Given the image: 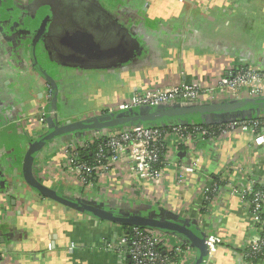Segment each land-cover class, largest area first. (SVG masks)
I'll list each match as a JSON object with an SVG mask.
<instances>
[{
    "label": "crops",
    "instance_id": "0c3cea01",
    "mask_svg": "<svg viewBox=\"0 0 264 264\" xmlns=\"http://www.w3.org/2000/svg\"><path fill=\"white\" fill-rule=\"evenodd\" d=\"M5 1L0 0V249L12 254L13 264H126L111 249L121 232L118 225L42 195L24 177L27 168L42 187L105 215L154 210L130 183V172L118 174L121 191L112 189L111 183L88 190L60 168L65 147L90 135L56 138L35 146L52 132L47 126L48 113H54L48 109L50 86L35 68L32 34L8 32L2 23ZM89 1L121 24L137 41V52L123 65L77 68L56 66L54 59H44L43 51L35 50L36 59L43 61L57 83V113L63 121L96 115L143 87L208 86L245 64L264 68V0ZM37 110L46 113L44 119L34 117ZM233 112L247 117L264 113L250 103ZM213 116L207 115L208 121ZM251 145L252 137L240 134L206 146L199 179L181 200L168 173L164 209L199 226L196 217L204 207L196 194L200 182L206 176L214 179L232 156ZM260 157L256 174L262 176L264 148ZM143 188L150 186L145 183ZM250 220L240 201L221 190L206 222L221 234L224 244L207 264H241Z\"/></svg>",
    "mask_w": 264,
    "mask_h": 264
},
{
    "label": "built area",
    "instance_id": "2783aa9c",
    "mask_svg": "<svg viewBox=\"0 0 264 264\" xmlns=\"http://www.w3.org/2000/svg\"><path fill=\"white\" fill-rule=\"evenodd\" d=\"M262 99L264 68L245 64L221 75L208 86L180 83L143 87L96 115H115L140 107L155 108L175 103L202 105ZM45 116L42 110L34 114L35 118L44 119ZM240 134L250 135L252 145L242 154L232 156L214 179L206 176L200 182L196 194L201 196V206L204 207L196 218L212 255L224 244V238L209 228L206 217L221 190L227 191L240 201L251 219L241 264H264V175L256 174L264 148V114L255 119L210 125L177 124L168 129L140 125L103 130L90 138L71 141L62 152L60 168L88 190L111 183L112 189L121 191L122 177L118 174L130 172V183L135 184L146 203L164 208L168 173L174 177L176 196L181 200L191 183L199 179L198 173L205 162L201 145L217 144ZM99 140L91 160H80L81 149L87 152ZM181 152H186L184 158L177 157ZM145 183L150 188H143ZM111 249H115L126 264H194L197 258V252L191 245L163 231L140 227L133 228L127 235L121 231ZM12 259V254L0 249V264H13Z\"/></svg>",
    "mask_w": 264,
    "mask_h": 264
},
{
    "label": "water",
    "instance_id": "95a60500",
    "mask_svg": "<svg viewBox=\"0 0 264 264\" xmlns=\"http://www.w3.org/2000/svg\"><path fill=\"white\" fill-rule=\"evenodd\" d=\"M35 0H30L28 11H32L31 2ZM96 5H94L91 1L85 0L81 5L71 6L67 11L62 12L63 16L59 15L56 8L53 5H49V9L44 14H34L32 15V23H29V27H37L36 28V36L34 42L32 44L33 48V56L35 68L39 75H41L49 84L51 88V95L53 96L52 102L49 105L48 109L54 111L53 114L48 113L47 117V126L52 130L50 135H47L41 142L36 143L35 146H39L41 143H46L56 138H63L65 136H74V135H84L90 134V137L94 132H101L103 130L122 128L127 125H143L147 126L153 123L165 122V124H174L177 125L182 123L183 120L186 123H194V124H218L224 123L228 121H233L237 119H255L258 116H250L246 115H237V112H233V110L242 104L250 103L251 105L263 104L262 102H258V100H242V101H228V102H220V103H210V104H202V105H184L181 103H175L167 106H159V107H140L139 110H130L126 112H121L118 114H107V115H96L89 119L82 120H66L63 121L61 115L57 113L58 111V86L53 77H51L48 72V68L45 65H41L37 58V52H35L37 48V43L39 41L43 42V48L45 52L48 54L55 53L57 56H51L50 58H55L54 62L56 66L63 65L61 61L72 60L80 62V60L75 59V57L70 58L68 56L63 57V53H59L58 48L61 46L63 48L71 50L73 54H79L86 59L98 58L101 55L99 60L106 59V56H110L123 53L124 48L120 46L112 47V45H108L107 39L102 35L103 29L96 28L88 22L90 19L87 14L97 15L96 17L101 18L100 21L103 23L104 27H107L111 30L112 34L117 36V39H120V44L123 39L124 41H128L129 49L133 51L132 57L137 52L138 43L135 41L130 34L119 24V22L115 21L111 17L107 16L103 12L96 10ZM47 14V15H46ZM87 15V16H86ZM68 18V22L63 23V27L67 28L71 31L69 36H65L63 34V30L58 29L61 33V36L55 33L56 26H61V23L57 25L58 19ZM60 19V20H62ZM86 19V20H85ZM57 29V28H56ZM115 39V38H114ZM63 47V48H62ZM100 52V54H97ZM122 52V53H121ZM131 54V53H130ZM43 56V55H42ZM41 56V57H42ZM121 65H123L126 60H123ZM260 101V100H259ZM56 111V112H55ZM203 118L207 117V115L213 114V118L211 121H198V117L200 115ZM184 117V119L182 118ZM187 117H193L191 118ZM182 118V122H179L178 119ZM187 118V119H186ZM183 124V123H182ZM88 137V138H90ZM186 156V152H181L178 154V158H184ZM24 177L26 178L28 184L33 188L39 191L42 195H45L49 198L57 199L65 203L66 205H72L79 212L91 215L95 218H102L101 220L107 221H115L118 223H125L131 226H137L140 228H147L152 230H160L163 231L170 236L176 238L177 240L191 245L197 252V258L194 264H207L210 253L208 247L205 242V234L200 230V227L187 219H183L180 216L165 210L164 208L153 207V211L146 214H114L110 213L109 215H105L102 212L96 211L95 207L90 206L85 203H81L80 201H70L57 193L42 187L39 182L35 180L30 171H27V168L24 170ZM191 227H195L198 230V235L191 231ZM2 242L5 240L2 237Z\"/></svg>",
    "mask_w": 264,
    "mask_h": 264
},
{
    "label": "flooded vegetation",
    "instance_id": "af4514ba",
    "mask_svg": "<svg viewBox=\"0 0 264 264\" xmlns=\"http://www.w3.org/2000/svg\"><path fill=\"white\" fill-rule=\"evenodd\" d=\"M85 0H35L33 2H31L32 5V11L34 14H44L48 9H49V5H53L54 8H56L57 12H59L60 16H63V14L65 13V11H67L71 6H75V5H81ZM5 5L4 7H2L3 12V16H2V23L3 24H7L6 27H8V29L10 31L8 32H30V34H32V37L36 36V28L37 27H29L28 24L32 23V11H28L29 8V4H30V0H7L5 1ZM62 12H64L62 14ZM47 15V14H46ZM89 17V21L91 23V25L95 26L96 28H102L103 29V36L105 37V39H107L106 41H108V45H112V47H118L121 48L123 47V53L118 55V50H117V54L115 55H110V56H106V59L104 60H99V58H101V55L98 56V58H92V59H85V57L79 55V54H73L72 52H70L71 50L68 51V49L63 48L61 49V46L58 48L59 53H63V57L68 56L70 58L71 57H75V59L80 60V62L77 61H72V60H65L61 61V63L63 65L69 66V67H77V68H94V67H102V66H106V65H121V62H124L123 60H126V62H128L129 60H132V53L133 51L131 49H129V45H128V41H123V44L121 42L120 44V39H117L118 37L112 34L111 30L107 27L103 26V23H101L99 17H96L97 15H93L88 13L87 14ZM86 15V16H87ZM62 18L59 17V21H57V25H59V23H61V26L59 25V27L56 26L55 28V33L59 36H61V32L58 30L61 29L63 30V34L65 36H69L71 31L67 28L63 27V23L66 24L69 23L68 22V18H64L62 20H60ZM86 20V19H85ZM60 29V30H61ZM16 31V32H14ZM115 38V39H114ZM120 48V49H121ZM37 50H42L43 51V57L45 59V57H51L54 56L56 57L57 55L55 53H51L48 54V52H45L44 48H43V42L39 41L37 43ZM60 53V54H61ZM131 53V54H130ZM38 54V53H37ZM97 54H100V52H97ZM55 59V58H53ZM52 60V59H51ZM41 65L43 64V61L40 62ZM53 98V96H52ZM51 98V99H52Z\"/></svg>",
    "mask_w": 264,
    "mask_h": 264
},
{
    "label": "trees",
    "instance_id": "16d2710c",
    "mask_svg": "<svg viewBox=\"0 0 264 264\" xmlns=\"http://www.w3.org/2000/svg\"><path fill=\"white\" fill-rule=\"evenodd\" d=\"M263 100H258V102H262ZM263 103V102H262ZM252 106H254L255 108H259V109H261V110H263L264 111V103L263 104H256V105H252ZM136 111L137 110H139V108L138 109H135ZM262 114H264V113H262ZM261 114V115H262ZM202 116H204V115H200L199 117H198V121H202L204 118L202 117ZM183 119H184V117H182ZM182 118H180V119H178V121L179 122H182ZM187 118H191L190 120H192V118L193 117H187ZM186 118V119H187ZM184 120H183V124H184ZM182 123H179V124H182ZM186 124V123H185ZM187 124H189V123H187ZM174 124H165V122H159V123H153V124H149V125H147V126H156V127H161V128H163V129H168V128H170L171 126H173ZM202 125V124H201ZM204 125V124H203ZM127 126H133V127H136V126H140V125H127ZM117 129V128H116ZM109 130H112V129H109ZM96 134V132H94L93 133V135H95ZM102 141V140H101ZM98 142H100V140L99 141H95V143L92 145V147H91V149L89 150V151H87V152H84V151H82V149H81V151H80V156H79V159L80 160H91V158L93 157V154L95 153V147L97 146V144H98ZM206 147V144H203V145H201V148L203 149V148H205ZM113 223H115L116 225H118L119 226V228H120V230L124 233V234H128L129 232H131V230L133 229V228H136L137 226H131V225H128V224H125V223H118V222H115V221H112Z\"/></svg>",
    "mask_w": 264,
    "mask_h": 264
},
{
    "label": "rangeland",
    "instance_id": "374dc122",
    "mask_svg": "<svg viewBox=\"0 0 264 264\" xmlns=\"http://www.w3.org/2000/svg\"><path fill=\"white\" fill-rule=\"evenodd\" d=\"M47 93H48V98L49 99H51V89L49 88L48 90H47ZM98 115H102V114H98ZM93 117V115H91L90 117H88V118H92ZM209 118L210 117H206L204 120L205 121H208L209 120ZM87 135H90L89 133L87 134ZM65 137H68V136H65ZM191 231L193 232V233H195L196 235H198V230L195 228V227H191ZM250 233V232H249Z\"/></svg>",
    "mask_w": 264,
    "mask_h": 264
}]
</instances>
